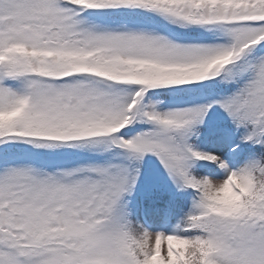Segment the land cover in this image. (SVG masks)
Here are the masks:
<instances>
[{"label": "snow or ice", "instance_id": "1", "mask_svg": "<svg viewBox=\"0 0 264 264\" xmlns=\"http://www.w3.org/2000/svg\"><path fill=\"white\" fill-rule=\"evenodd\" d=\"M0 264H264V0H0Z\"/></svg>", "mask_w": 264, "mask_h": 264}]
</instances>
